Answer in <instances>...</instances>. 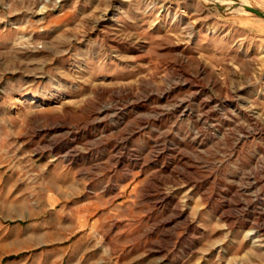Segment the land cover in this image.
I'll use <instances>...</instances> for the list:
<instances>
[{"label": "rangeland", "instance_id": "obj_1", "mask_svg": "<svg viewBox=\"0 0 264 264\" xmlns=\"http://www.w3.org/2000/svg\"><path fill=\"white\" fill-rule=\"evenodd\" d=\"M239 1L0 0V264H264Z\"/></svg>", "mask_w": 264, "mask_h": 264}, {"label": "bare ground", "instance_id": "obj_2", "mask_svg": "<svg viewBox=\"0 0 264 264\" xmlns=\"http://www.w3.org/2000/svg\"><path fill=\"white\" fill-rule=\"evenodd\" d=\"M235 3V2H234ZM238 6L237 8H235L236 11H245V12H250L246 6H253L251 2H249L248 0H240L239 3H237Z\"/></svg>", "mask_w": 264, "mask_h": 264}, {"label": "water", "instance_id": "obj_3", "mask_svg": "<svg viewBox=\"0 0 264 264\" xmlns=\"http://www.w3.org/2000/svg\"><path fill=\"white\" fill-rule=\"evenodd\" d=\"M246 8H247L249 11H251V12H253V13H256V14H258V15L264 17V12L261 11L260 9H258V8H256V7L254 8V7H252V6H246Z\"/></svg>", "mask_w": 264, "mask_h": 264}]
</instances>
